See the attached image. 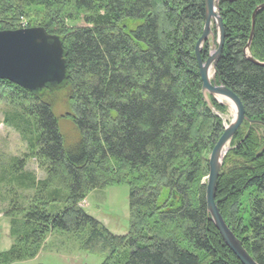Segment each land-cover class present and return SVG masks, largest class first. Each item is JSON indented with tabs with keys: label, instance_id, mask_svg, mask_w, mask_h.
I'll use <instances>...</instances> for the list:
<instances>
[{
	"label": "trees",
	"instance_id": "16d2710c",
	"mask_svg": "<svg viewBox=\"0 0 264 264\" xmlns=\"http://www.w3.org/2000/svg\"><path fill=\"white\" fill-rule=\"evenodd\" d=\"M263 3L220 0L225 39L215 77L240 100L247 119L264 123V65L243 55L251 15ZM32 9L43 14L40 27L63 40L67 80L39 95L0 80V99L10 103L4 124L27 146L23 159L0 162L13 241L0 264L35 259L53 233L74 236L101 264H241L210 220L201 181L223 131L203 101L194 57L203 0H0V31L19 29ZM209 51L207 42L202 61ZM250 54L264 63V9L255 15ZM55 95L64 97L62 117ZM60 120L75 134L71 145ZM263 146L264 129L243 122L214 194L223 221L257 264H264ZM26 158L44 179L23 172ZM120 184L128 187L129 227L116 236L80 204Z\"/></svg>",
	"mask_w": 264,
	"mask_h": 264
},
{
	"label": "water",
	"instance_id": "95a60500",
	"mask_svg": "<svg viewBox=\"0 0 264 264\" xmlns=\"http://www.w3.org/2000/svg\"><path fill=\"white\" fill-rule=\"evenodd\" d=\"M223 1L235 2L237 0ZM219 2L220 0H203L204 23L202 33L194 46L203 101L213 113L216 110L211 99L226 108H229L228 104H231L233 109L232 119L223 125L222 134L210 151L207 160L205 204L211 222L234 257L241 264H257L227 227L214 202L222 162L236 131L243 122L264 129L263 122L247 119L240 100L216 81V65L222 54L225 39L224 24L219 16ZM263 9L264 3L253 11L249 39L243 49L244 57L257 65H264V63L254 60L250 54V45L254 33L255 15ZM212 27H215L216 33H213ZM207 42L210 43L211 50L207 59L202 61L200 52ZM65 56L63 40L59 36L48 34L42 27L0 31V80L7 81L32 95H39L45 90H57L65 86L67 80ZM262 151H264V146L260 152Z\"/></svg>",
	"mask_w": 264,
	"mask_h": 264
},
{
	"label": "rangeland",
	"instance_id": "374dc122",
	"mask_svg": "<svg viewBox=\"0 0 264 264\" xmlns=\"http://www.w3.org/2000/svg\"><path fill=\"white\" fill-rule=\"evenodd\" d=\"M42 12L30 10L28 15L24 17L25 25L30 27H40L42 22ZM67 27L82 26V22L67 23ZM210 53V52H209ZM63 96H52L51 100L55 107L56 114L62 117L67 110L63 107ZM10 109V103L6 99H0V162H7L12 158L23 159L27 153V146L21 140L20 135L12 128L4 124L3 118L5 112ZM226 111L216 114L222 120V125L227 124L232 119V114L229 108ZM60 127L66 145L74 143L75 134L72 133L71 127L66 121L60 120ZM229 149V146H228ZM210 155V153H209ZM206 158V162L209 158ZM25 173H33L36 180L45 178L44 173L39 170L33 159L26 158L23 169ZM208 173V168H207ZM206 176L203 177L202 184L206 182ZM4 187L0 185V249L7 248L12 244V239L9 235V220L5 216V211L8 209V199L3 198ZM31 192H18L17 196L30 195ZM9 196V194H6ZM85 213L99 222L108 232L116 236H123L127 233L129 227L128 213V187L126 184L113 185L104 190H96L88 194L86 199L80 204ZM75 237L61 233H53L48 235L43 250L37 258L26 261L17 262L14 264H101L102 257L90 252H85L79 249Z\"/></svg>",
	"mask_w": 264,
	"mask_h": 264
},
{
	"label": "crops",
	"instance_id": "0c3cea01",
	"mask_svg": "<svg viewBox=\"0 0 264 264\" xmlns=\"http://www.w3.org/2000/svg\"><path fill=\"white\" fill-rule=\"evenodd\" d=\"M10 246H8L7 248H2V249H0V252H4V251H6V250H8V248H9ZM38 257V256H37ZM36 257V258H37Z\"/></svg>",
	"mask_w": 264,
	"mask_h": 264
},
{
	"label": "bare ground",
	"instance_id": "6f19581e",
	"mask_svg": "<svg viewBox=\"0 0 264 264\" xmlns=\"http://www.w3.org/2000/svg\"><path fill=\"white\" fill-rule=\"evenodd\" d=\"M230 107H229V110H230V112H231V114L233 115V109H232V106H231V104H228Z\"/></svg>",
	"mask_w": 264,
	"mask_h": 264
},
{
	"label": "built area",
	"instance_id": "2783aa9c",
	"mask_svg": "<svg viewBox=\"0 0 264 264\" xmlns=\"http://www.w3.org/2000/svg\"><path fill=\"white\" fill-rule=\"evenodd\" d=\"M21 25L23 26V23H21Z\"/></svg>",
	"mask_w": 264,
	"mask_h": 264
}]
</instances>
